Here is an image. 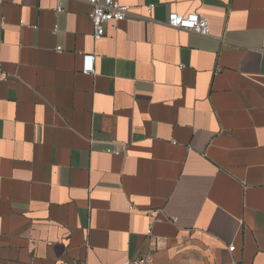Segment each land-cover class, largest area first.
I'll use <instances>...</instances> for the list:
<instances>
[{
  "label": "crops",
  "instance_id": "1",
  "mask_svg": "<svg viewBox=\"0 0 264 264\" xmlns=\"http://www.w3.org/2000/svg\"><path fill=\"white\" fill-rule=\"evenodd\" d=\"M117 1L0 0V264H264V0Z\"/></svg>",
  "mask_w": 264,
  "mask_h": 264
},
{
  "label": "built area",
  "instance_id": "2",
  "mask_svg": "<svg viewBox=\"0 0 264 264\" xmlns=\"http://www.w3.org/2000/svg\"><path fill=\"white\" fill-rule=\"evenodd\" d=\"M86 3L90 11L87 14V18L92 26V38L94 41L100 40L104 36L105 26L109 23H118L126 19L129 13V7L121 5L117 0H76ZM63 0H55V14H61L64 12L62 7ZM152 6L146 8L147 14H150ZM167 26L185 30L201 37H209L210 30L208 21L198 15L189 14L181 15L178 13H171L168 16ZM59 51V49H57ZM82 73L86 75L94 74V61L92 56L83 57ZM107 153L113 155H119L118 150H106ZM150 235V231L147 232ZM234 247H229L228 251L233 252ZM57 264H83V263H67L58 262ZM122 264H154L153 252L148 251L143 256L125 260Z\"/></svg>",
  "mask_w": 264,
  "mask_h": 264
}]
</instances>
